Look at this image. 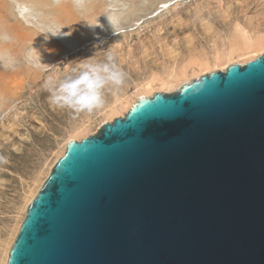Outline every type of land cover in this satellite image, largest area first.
Wrapping results in <instances>:
<instances>
[{"label": "water", "instance_id": "water-1", "mask_svg": "<svg viewBox=\"0 0 264 264\" xmlns=\"http://www.w3.org/2000/svg\"><path fill=\"white\" fill-rule=\"evenodd\" d=\"M7 264H264V54L71 141Z\"/></svg>", "mask_w": 264, "mask_h": 264}, {"label": "rangeland", "instance_id": "rangeland-1", "mask_svg": "<svg viewBox=\"0 0 264 264\" xmlns=\"http://www.w3.org/2000/svg\"><path fill=\"white\" fill-rule=\"evenodd\" d=\"M171 1L0 0V264L26 198L42 185L68 139L93 136L105 120L123 117L127 110L122 105L129 106L144 92L152 75L179 69L191 56L207 55L208 64L189 70L174 87L161 88L164 94L174 93L182 82L224 72L226 62L215 63L212 56L237 34H264V0H175L157 12L159 3ZM18 4H27L32 13L20 15ZM149 14L159 15L140 32L109 36ZM107 16L117 23L111 27ZM59 30L64 35L49 33ZM108 49L126 76L118 91L105 92L104 106L79 115L50 107L41 89L49 72L91 55L101 58ZM263 51L236 57L232 64L244 65ZM152 88L150 96L161 90L156 84ZM115 104L118 108L111 110Z\"/></svg>", "mask_w": 264, "mask_h": 264}, {"label": "clouds", "instance_id": "clouds-1", "mask_svg": "<svg viewBox=\"0 0 264 264\" xmlns=\"http://www.w3.org/2000/svg\"><path fill=\"white\" fill-rule=\"evenodd\" d=\"M16 8L22 16L32 13L27 4H18ZM107 19L111 27L117 23L114 17L107 16ZM49 33L53 36L64 35L60 30ZM6 66L10 67L11 64ZM125 76L126 73L117 62L116 56L108 49L101 58L91 55L76 60L62 71L49 72L41 84V89L47 93L46 99L50 107L79 115L102 108L105 92L118 91Z\"/></svg>", "mask_w": 264, "mask_h": 264}, {"label": "bare ground", "instance_id": "bare-ground-1", "mask_svg": "<svg viewBox=\"0 0 264 264\" xmlns=\"http://www.w3.org/2000/svg\"><path fill=\"white\" fill-rule=\"evenodd\" d=\"M173 1H175V0H172L171 2H173ZM177 1H175L172 4H168V5H167V2L159 3L156 10H157L158 13L159 12H164V11H166L168 9L169 5H171V6L172 5H175L177 3ZM169 2H170V0H169ZM158 15L156 14V15H153V16H155V18H156ZM153 16H151V14L146 15V16H143L141 19H139L137 21H133L132 24L129 25V26L121 27L120 29L118 28V30H112L111 33L109 34V36L112 37V38H117L118 36H126L127 34H130V33L140 32L141 30H138V29H140L141 26L145 22L149 21L151 19V17H153ZM118 45H117V47H118ZM225 48H224L225 49L224 51L223 50L222 51H216L215 54L213 53L214 55L212 54L213 55L212 57H213V60H214L215 63L216 62H221V61L226 62L225 63V68H227L228 66L233 65L232 64L233 63L232 61H233L234 58L241 57L242 55L245 56L246 54H249L252 51L255 52L256 50L259 51L260 49H264V34H258L256 36L250 37L249 34L243 33V31H242V33L241 34L240 33L237 34V36H235L233 38V40H231V42L229 43V45L226 46ZM48 52H53V50L49 48L48 49ZM262 54H264V51L260 53V55H262ZM206 56H201L199 58H195V57H192L191 56L187 60V62H184V64L179 67V69L169 68V70L166 71L162 75H159V74L152 75L151 78L142 86L144 92L142 91V92L138 93L137 94V98L135 97L136 100L134 99V101L129 106H128V103H125L124 104V102H120V104H124V105H122L121 108L127 110V112H128L143 96H144V98H148V97H151L154 93H164V92H162L164 90H162L161 88H164V87L165 88L166 87L169 88V86H173L174 82L176 80H178L180 77L182 78L183 76H185L189 70L194 71L193 70L194 67H198L199 68V67H203L206 64H208L209 63V58H207ZM237 62H240V61H237ZM239 65H241V63H239ZM185 82H187V81H185ZM183 83L184 82L180 83L179 87L183 86L184 85ZM187 83H189V82H187ZM187 83H185V84H187ZM155 84L157 86H159L160 87L159 89H161V90H158L156 92L154 91V93L150 96V94H148V93L150 92V90L153 89L152 87L155 86ZM118 100H116V103L119 102ZM116 105L117 104H115L114 107L111 110H113L116 107ZM116 108H118V107H116ZM112 119L113 118H111V120ZM108 121H110V120H105L104 122H102V124H101L100 127H102V125L105 124V123H110ZM71 141H76V140H75V138H70V139H68L66 141V143L64 145V150L62 151L63 152L62 153V156L64 155V153L66 151V148H67V146L69 145V143ZM59 158L60 157H58V159ZM58 159H56L55 163L57 162ZM54 164H53V166H54ZM53 166H51L50 171L52 170ZM50 171L48 172V175H49ZM46 178H45V180H46ZM44 181H43V183H44ZM43 183H42V185H43ZM42 185H40L35 192H31L30 195H28V197L26 198V205H25V207L23 209V216H22L19 224L15 228V230H13V233H12L10 239L5 244L4 257H2V259H1V264H7L9 251H10V249L12 247V244H13V242L15 240V237H16V235L18 233V230H19V228H20V226L22 224V221H23V219L25 217L26 208L29 205V203L32 201V199L36 196V194L38 193V191L40 190V188H41Z\"/></svg>", "mask_w": 264, "mask_h": 264}]
</instances>
